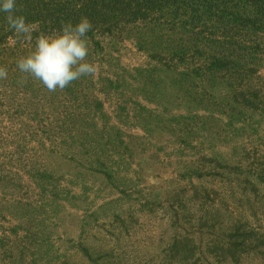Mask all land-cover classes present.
<instances>
[{
    "label": "trees",
    "instance_id": "1",
    "mask_svg": "<svg viewBox=\"0 0 264 264\" xmlns=\"http://www.w3.org/2000/svg\"><path fill=\"white\" fill-rule=\"evenodd\" d=\"M19 8L35 31L28 37H19L8 28L0 14V66L8 72L3 83L10 81L13 91H22L27 96L26 103L16 105L27 108L28 125L34 123L42 130L40 150L44 152L40 156L47 162H29L26 171L42 196L50 195L52 205H58L60 198L68 199L71 195V191L63 187V180L81 184L86 189L85 178L90 172L101 175L104 182L116 185L129 197L141 192L134 181L121 175L124 168L119 161L111 164L110 154L119 153L122 160L130 158L128 165L137 161V157L129 154L128 141L103 112L104 102L93 91L96 82L92 75L52 92H64L62 96L75 109L68 107L57 122L49 114L51 121L45 124L41 109L54 108L55 96L47 95L44 101L38 91L41 82L17 68V60L34 50L41 35L55 33L66 21L77 22L82 16L91 20L93 30L87 37L91 52H106L107 40L113 43L130 38L135 42L152 62L146 66L119 68L100 76L104 90L134 86L131 96L125 97L123 91L120 94L125 101L120 106L122 112L136 94L158 101L162 111L156 114L137 100L141 107L138 117H145V112L151 111L148 123L154 128L180 129L181 142L191 145L199 134L211 133L214 124L222 121L218 116L228 117L221 126L225 131L235 128L236 120L245 114L264 119V0H19ZM182 110L184 112H180ZM136 163L135 173L142 182L147 181L150 167ZM223 167L228 168V162ZM233 169L252 186L263 208L264 172H245L237 162ZM14 177L17 178L14 175L6 179L17 186ZM148 184L152 185L149 181ZM176 189H163L160 195L153 190V196L149 194L137 204L138 210L124 209L116 216L130 230L128 220L137 221L134 213L158 211L163 207L165 195L171 208L173 232L159 264H245L250 257L264 264L262 227L254 226L243 215L226 219L222 225L209 222L207 212L200 216V207L189 206V202L196 200L198 192L208 198L211 192L206 187L195 186L190 191L192 201L186 202V192H175ZM246 199L251 201V197ZM33 209L26 205L18 211L25 221L11 230L17 235L24 227L26 235L23 240L19 238L22 243L11 244L12 257L15 252L24 256L31 247L44 241L41 230L35 229L38 222ZM127 213H130L128 217L123 216ZM7 239L1 240L3 261L10 256L4 248L10 243ZM80 250L81 256L62 251L55 264H133L125 252L117 254L115 247L82 242Z\"/></svg>",
    "mask_w": 264,
    "mask_h": 264
},
{
    "label": "rangeland",
    "instance_id": "2",
    "mask_svg": "<svg viewBox=\"0 0 264 264\" xmlns=\"http://www.w3.org/2000/svg\"><path fill=\"white\" fill-rule=\"evenodd\" d=\"M108 42L109 40L105 41L106 52L89 51L87 59L97 69L92 75L96 82L93 91L103 100V112L109 116L110 124L118 126V130L128 141L131 147L129 154L137 157V161L133 160L128 165L130 158L122 160L119 153H109L111 164L119 161L124 168L121 175L134 181L137 184L136 189L140 188L141 192L129 197L116 185L104 182L101 175L90 172L85 178L88 183L86 189H83L81 184L63 180V187L68 188L71 195L68 199L60 198L58 205L50 204V195L43 197L33 177L26 171L29 162H47L46 159L41 160L40 156L44 152V149L40 150L42 130L34 123L28 125L25 114L27 108H18L16 105L20 102L26 103L27 96L22 91H13L10 81L3 83V80H0V264H55L58 262V254L64 250H68L71 255L81 256L82 242L115 247L117 254L120 251L125 252L133 264H159L173 232L171 208L165 201V195H162L163 207L158 211H136L134 216L137 221L128 220L130 230H127L116 216L124 209L129 212L138 210L137 204L143 202L144 197L149 194L153 196V190L156 195H160L163 189L175 187V192H186V202L192 201L189 196L195 186L206 187L211 192L209 198L198 192V196H194L195 202H189V206L200 207V216L202 212H207L209 222L222 225L230 218L243 215L254 226L264 229V207L258 204L252 186H248L243 175L233 169L234 162H237L240 167L246 169L245 172H264V119L259 115L245 114L236 120L233 125L235 128L225 131L221 126L227 122L228 117L218 116L222 121L214 124L212 132L209 130L211 133L206 131L203 135L199 134L191 145L185 141L181 142L180 129L170 131V127L154 128L153 124L148 123L151 111L145 112V117H138L140 115L137 111L141 108L138 101L154 111L153 113L159 114L162 106L158 101L146 99L141 93L136 94L127 102V109L122 112L120 106L125 101H122L120 94L123 91L125 97L131 96L134 86L122 85L120 90H104L100 76L119 68L146 66L152 62L130 38ZM38 87L44 101L47 95L55 96L56 100L54 108L48 106L41 109L45 124L51 121L49 114L52 120H55L68 107L75 109V106L62 96L64 92L52 94L42 83ZM28 94L30 98L31 94ZM11 101L15 105H12ZM176 110L178 108L173 112ZM48 146L49 141L45 147ZM21 158L24 161H21ZM212 158L215 159L214 162L211 161ZM218 161H221L220 165ZM136 162L150 167L148 180L144 181L146 184L135 173L138 166ZM227 162L229 167H223ZM14 175L17 177H14L17 186L7 181ZM148 181L153 186L148 184ZM246 197H251V201ZM26 205L35 208L33 212L38 222L35 229L41 230L44 241L41 245L31 247L24 256L15 252L12 257L11 244L15 245L16 241L23 240L26 230L21 227L15 235L11 229L25 221L18 211ZM255 212H258V215H255ZM129 215L130 213H127L123 216ZM7 237L10 243L4 248L10 256L3 261L1 240ZM34 259H37L36 263L33 262ZM245 264H259V260L250 257Z\"/></svg>",
    "mask_w": 264,
    "mask_h": 264
},
{
    "label": "clouds",
    "instance_id": "3",
    "mask_svg": "<svg viewBox=\"0 0 264 264\" xmlns=\"http://www.w3.org/2000/svg\"><path fill=\"white\" fill-rule=\"evenodd\" d=\"M8 28L19 37H28L35 31L33 24L20 13L19 0H0ZM93 24L87 16L77 22L66 21L53 34H43L35 42L34 50L16 62L21 73L40 81L50 92L63 90L85 76L94 75L96 66L88 61V33ZM8 72L0 66V80Z\"/></svg>",
    "mask_w": 264,
    "mask_h": 264
}]
</instances>
